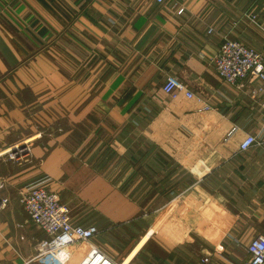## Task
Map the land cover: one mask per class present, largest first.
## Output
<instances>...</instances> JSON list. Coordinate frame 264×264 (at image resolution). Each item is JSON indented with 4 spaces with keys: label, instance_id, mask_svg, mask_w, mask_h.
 <instances>
[{
    "label": "crops",
    "instance_id": "1",
    "mask_svg": "<svg viewBox=\"0 0 264 264\" xmlns=\"http://www.w3.org/2000/svg\"><path fill=\"white\" fill-rule=\"evenodd\" d=\"M224 39L264 58V0H0V264L247 257L264 237V89L217 77ZM167 76L194 98L165 95ZM30 183L96 230L89 243L35 256L47 236L18 203Z\"/></svg>",
    "mask_w": 264,
    "mask_h": 264
},
{
    "label": "built area",
    "instance_id": "2",
    "mask_svg": "<svg viewBox=\"0 0 264 264\" xmlns=\"http://www.w3.org/2000/svg\"><path fill=\"white\" fill-rule=\"evenodd\" d=\"M161 4L164 0H154ZM212 64L215 74L222 81L234 84L245 79L249 75L255 76L264 89V58L256 50L245 46L243 43L224 39ZM162 92L172 99L183 94L186 99L194 98L192 92L185 90L183 85L174 76H167ZM200 101V99H197ZM260 108L264 112V98L260 101ZM209 106L204 105L201 110L209 111ZM28 141L24 143L27 144ZM23 142L15 145L5 154L10 160H19L28 153ZM255 143V137L246 136L239 145V151L244 152ZM2 152L0 153V157ZM8 199L0 197V212L8 205ZM18 203L22 206L30 222L44 232L46 239L40 240L35 246L36 257L55 255L68 247L89 243L96 234L93 227H83L74 224L70 216V210L61 204L56 192L49 190L40 184H28L19 192ZM246 258L238 264H264V237L252 238L245 247ZM202 262H208L204 258ZM58 264H65L59 262ZM82 264H114L95 249H91Z\"/></svg>",
    "mask_w": 264,
    "mask_h": 264
}]
</instances>
